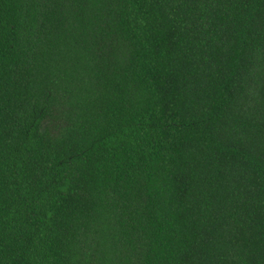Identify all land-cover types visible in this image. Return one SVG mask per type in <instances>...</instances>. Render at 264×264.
Segmentation results:
<instances>
[{"label":"trees","instance_id":"1","mask_svg":"<svg viewBox=\"0 0 264 264\" xmlns=\"http://www.w3.org/2000/svg\"><path fill=\"white\" fill-rule=\"evenodd\" d=\"M0 264H264V0H0Z\"/></svg>","mask_w":264,"mask_h":264}]
</instances>
